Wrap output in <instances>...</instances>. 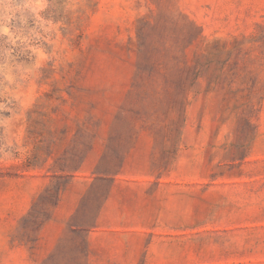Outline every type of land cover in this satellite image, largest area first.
I'll use <instances>...</instances> for the list:
<instances>
[{"label":"rangeland","instance_id":"rangeland-1","mask_svg":"<svg viewBox=\"0 0 264 264\" xmlns=\"http://www.w3.org/2000/svg\"><path fill=\"white\" fill-rule=\"evenodd\" d=\"M0 264H264V0H0Z\"/></svg>","mask_w":264,"mask_h":264}]
</instances>
